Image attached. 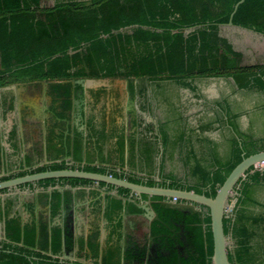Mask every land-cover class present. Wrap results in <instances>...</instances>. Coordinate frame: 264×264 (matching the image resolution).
<instances>
[{
	"label": "trees",
	"instance_id": "1",
	"mask_svg": "<svg viewBox=\"0 0 264 264\" xmlns=\"http://www.w3.org/2000/svg\"><path fill=\"white\" fill-rule=\"evenodd\" d=\"M53 1L51 7H45L42 0H0V87L75 79L144 78L154 82H182L185 78L226 76L231 77L238 88L264 90V65L244 64V52L233 36L221 34L224 27L231 28L228 22L240 0ZM232 25L264 36V0H244L232 16ZM52 87L58 92L62 88L69 89L70 85L58 83ZM68 94L66 90L64 95ZM259 151H264V146L243 154L242 146L237 143L233 162L213 173L209 189H196L195 193L213 198L243 157ZM64 169L76 168L64 163L43 165L2 177L0 181ZM78 170L106 174L104 169L94 167ZM113 176L123 178L122 175ZM56 181L69 186L93 183L75 178L46 179L37 183L49 186ZM128 181L157 185L152 181ZM100 185L109 191L114 189L110 185ZM161 187L192 191L175 183ZM118 191L122 197L110 194L106 197L109 217L114 218L112 230L117 235L123 229L133 239L135 247L128 248L120 259L118 245L107 243L100 253L95 235L88 244L87 257L92 264H212L213 242L208 213L167 208L160 204L162 198L151 197L159 221L150 224L156 251L148 260L145 257L149 244L142 233L145 222L140 215L142 211L135 203L124 204V198L130 193L128 190L118 188ZM53 197L57 209L61 196L58 198V194H54ZM235 208L223 218L224 234L235 243L232 252L228 250L229 262L255 264L258 259L251 249L253 232L249 220L239 216ZM124 212L125 219L122 218ZM255 224L259 226L257 222L252 225ZM170 230L177 233L181 230L186 246L180 243L182 249H178V238L172 242L166 237L171 236ZM5 233L7 242L0 243V264H89L62 262L56 257L62 246V234L57 229L40 248L35 226L22 228L18 219H11L6 222ZM66 241L70 247L71 239L66 238ZM261 251L260 259H264V247Z\"/></svg>",
	"mask_w": 264,
	"mask_h": 264
},
{
	"label": "crops",
	"instance_id": "2",
	"mask_svg": "<svg viewBox=\"0 0 264 264\" xmlns=\"http://www.w3.org/2000/svg\"><path fill=\"white\" fill-rule=\"evenodd\" d=\"M53 4V0H42L46 7ZM86 80L82 87L85 107L77 124H72L68 113H60L61 117L51 113L61 118L54 120L61 128L55 132L50 128L52 134L64 136L67 145L57 144L53 137L46 140L43 124L47 116L43 113H10L0 108V178L64 163L77 170L104 169L106 174L122 175L127 181H152L159 187L175 183L195 192L209 189L213 173L233 162L237 143L243 154L264 146V90L238 88L231 77L144 84L136 79ZM9 86L0 87V92L18 94L23 84ZM39 124L37 129L44 133L37 139L33 132ZM79 133L83 135L80 145L73 146L74 135ZM118 193V188L109 191L95 182L69 186L60 181L0 192V243L7 242L6 222L18 219L22 228L36 227L39 248L57 229L63 245L66 238L74 240L76 235L87 244L89 236L96 235L103 249L107 243L118 245L122 259L135 243L123 229L117 235L112 230L114 218L109 217L106 197H122ZM54 194L64 198L60 206L66 201L63 208H52ZM233 197L237 214L249 220L252 245L256 239L264 246V176L250 170L237 184ZM142 199L153 203L149 197ZM126 200L140 204L130 193L124 204ZM193 207L202 214L207 212L204 207ZM122 215L127 217L125 212ZM150 224L145 220L142 225L147 241H153ZM64 252V260L75 259L74 250Z\"/></svg>",
	"mask_w": 264,
	"mask_h": 264
},
{
	"label": "water",
	"instance_id": "3",
	"mask_svg": "<svg viewBox=\"0 0 264 264\" xmlns=\"http://www.w3.org/2000/svg\"><path fill=\"white\" fill-rule=\"evenodd\" d=\"M243 2L244 0H240L234 6L233 12L228 22L229 27H234L232 25V16L235 14L238 6ZM86 82V79L78 80V84L81 87H85ZM9 87L10 86H7L5 87V89H8ZM261 163H264V151H259L249 156L243 157V159L227 175L223 183L219 186L213 198L207 197L203 194L195 193L193 191L165 188L159 186H146L143 184L129 182L123 178H116L111 174L93 173L77 169L46 171L42 173L28 174L22 177L0 181V191L18 189L22 186L37 183L41 180L46 179L59 180L65 178H75L93 181L97 184L103 183L114 188H122L128 190L131 196L140 201V204L137 205L138 209L142 211L140 215L149 223H152L153 221H159V217L158 214L150 207L152 203L143 201V196L149 198L160 197L163 199L162 201H160V204L162 206L179 211H196L193 205H198L206 208L208 211L207 213L210 217V230L213 242V254L211 257V263L230 264L228 259V237L224 234L223 231V218L226 213V207L229 205V201L235 193L237 184L243 178L246 172ZM172 198H176L180 203H173L171 201ZM63 200L64 198L61 197L59 201L60 204ZM125 202L129 203V200H126ZM123 218H125V216H123ZM170 234L171 236L166 237H172L174 235V231L170 230ZM68 261H78L80 263H86L83 260H76L74 258L68 259Z\"/></svg>",
	"mask_w": 264,
	"mask_h": 264
},
{
	"label": "flooded vegetation",
	"instance_id": "4",
	"mask_svg": "<svg viewBox=\"0 0 264 264\" xmlns=\"http://www.w3.org/2000/svg\"><path fill=\"white\" fill-rule=\"evenodd\" d=\"M82 2H89L91 0H79ZM46 7V6H45ZM78 80H70V81H35L30 83H17L12 85H20L23 84V87L19 91L18 94L13 93V90L10 91H4L0 92V108L1 111L5 112H14V113H43L47 117L44 120V127L45 129V137L46 140L49 137H53V140H56L58 143H63L67 145V140L64 141V136H54L52 134V131L50 128H52L55 132L60 127V122H54L60 121L61 118L52 116L51 113H58V116H62L60 113H65V115L68 113L70 120L72 121V124H77V120L81 118L80 113L84 110L85 103H84V94L85 90L78 84ZM61 83L62 85H70L69 89L62 88L58 92L54 91L52 85ZM9 86V85H8ZM6 87V86H4ZM20 88V87H17ZM66 90L69 92L67 96L64 95V92ZM3 94V95H2ZM11 94V96H10ZM2 95V96H1ZM67 102L69 103L67 105ZM53 119V120H52ZM69 120V121H70ZM66 122H69L68 120H65ZM37 127H40V124L37 125L34 129V137L40 138V136L43 135V131H40L37 129ZM56 135V134H55ZM80 136V137H79ZM82 134L79 133L78 135H74L73 138V146L77 143H79L82 140ZM56 138V139H54ZM46 140L44 141L46 143ZM63 141V142H62ZM39 142V141H37ZM39 144V143H37ZM56 204L53 203L52 208H55ZM66 205V201L63 202L62 206L60 208H63ZM58 210V208H57ZM174 236L170 237L172 242H174L175 238H178L177 242L179 245H176L178 249H182V245L186 246L185 242L186 239L182 237V234L179 235V232H174ZM91 236V235H90ZM89 236V239L91 237ZM76 238L74 240H71V246H67V241L65 239L64 245L62 244L60 251L56 257L62 262H65L66 260L63 259V256L65 255L66 250L72 249L74 250V256L76 260H83L87 263V261H91L88 263L92 264V260L90 257H87V254L89 252V242L87 244L83 243L81 240V235H76ZM99 244V243H98ZM149 246L146 245V259H151L154 257L155 248L152 243V241H148ZM104 247V246H103ZM103 247L99 244V251L103 250ZM175 247V246H174ZM163 252V251H162ZM48 255H51L50 252L47 253ZM168 256V254H166ZM71 262H78V261H71Z\"/></svg>",
	"mask_w": 264,
	"mask_h": 264
},
{
	"label": "rangeland",
	"instance_id": "5",
	"mask_svg": "<svg viewBox=\"0 0 264 264\" xmlns=\"http://www.w3.org/2000/svg\"><path fill=\"white\" fill-rule=\"evenodd\" d=\"M221 34L233 36L234 40L238 43L239 49L244 52V64L246 65H264V36L254 31L247 30L240 27H231L226 28L224 27L221 30ZM211 79H218V78H230L226 76H219V77H208ZM187 79V78H185ZM138 82L144 84L146 81L144 78L136 79ZM177 82V81H176ZM151 83V82H150ZM172 84V83H170ZM244 99H248V97H244ZM233 197V196H232ZM231 197V202L233 198ZM208 212V211H207ZM206 212V213H207ZM228 237V250L232 252L234 249L235 243L234 240ZM254 237L251 239V249L255 253L254 256L257 257V261L255 264H264V259L260 257L262 256L261 246L259 240H254ZM258 243V244H257Z\"/></svg>",
	"mask_w": 264,
	"mask_h": 264
},
{
	"label": "built area",
	"instance_id": "6",
	"mask_svg": "<svg viewBox=\"0 0 264 264\" xmlns=\"http://www.w3.org/2000/svg\"><path fill=\"white\" fill-rule=\"evenodd\" d=\"M253 169H255L256 171L260 172L262 176H264V163L258 164L256 165ZM233 201L231 202V200L229 201V205L226 207V213L225 214H230L233 211L234 208V197ZM171 201L173 203H180L179 200H177L176 198H172Z\"/></svg>",
	"mask_w": 264,
	"mask_h": 264
}]
</instances>
